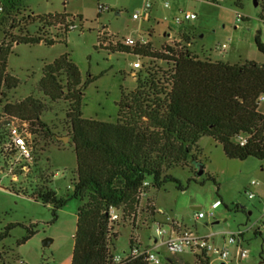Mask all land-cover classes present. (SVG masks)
I'll use <instances>...</instances> for the list:
<instances>
[{"label":"trees","instance_id":"trees-1","mask_svg":"<svg viewBox=\"0 0 264 264\" xmlns=\"http://www.w3.org/2000/svg\"><path fill=\"white\" fill-rule=\"evenodd\" d=\"M231 1L241 7L240 0ZM261 1L260 19L264 22ZM72 18L67 14L35 16L21 0H4L0 17V165L10 177L18 178L11 182V191L50 207L55 221L68 201H79L71 264H112V248L119 237L114 228L137 221L144 183L150 184L147 197L152 188L160 190L169 182L184 191L170 173L188 168L192 162L200 163L198 143L203 137L220 144L228 159L264 161V114L260 111L264 65L201 60L188 49L193 40L190 31L179 33L180 43L160 51L150 42L134 47L118 44L112 52L123 51L150 63L136 75L138 88L123 93L117 122L109 123L84 118V91L93 80L83 84L79 68L65 54L45 64L38 91L49 102L65 106V118L60 123L70 139L66 144L55 133L56 127L43 120L52 109L45 101L34 95L9 100L19 81L8 71V57L15 45L57 44L58 35L52 38L50 32L61 26L63 33L59 35H67L74 30ZM255 41L264 54L259 35ZM157 63L166 68L156 67ZM22 123L30 125L33 137L29 162L19 157L12 143L11 128ZM55 146H72L77 158V177L67 198L58 197L50 187L53 176L40 167L48 150ZM194 174L199 177L195 169ZM151 199H147L146 213L154 223L157 208ZM111 209L121 212L120 221H111ZM16 227H6L0 233V243L10 238ZM33 235L30 232L19 245ZM135 246L131 237L130 248ZM195 259L196 264H211L206 254H196ZM0 261H6L3 254ZM125 264L148 263L140 257ZM167 264L181 263L169 258Z\"/></svg>","mask_w":264,"mask_h":264},{"label":"rangeland","instance_id":"rangeland-1","mask_svg":"<svg viewBox=\"0 0 264 264\" xmlns=\"http://www.w3.org/2000/svg\"><path fill=\"white\" fill-rule=\"evenodd\" d=\"M21 1L35 16L67 14L73 17L70 21L74 30L67 35H59L63 33L61 26L50 32L52 38L56 39L58 35L60 42L57 44L15 45L8 57V71L19 81L17 89L9 94V100L21 101L34 95L45 101L52 109L43 120L56 127L55 133L66 144L70 139L60 123L65 118V106L49 102L38 91L45 64H52L65 54H69L79 68L83 84L93 80L84 91V118L109 123L117 122L123 93L127 95L138 88L135 75L142 71L134 69L139 60L137 56L123 51L112 52L115 47L106 44L109 38L115 44H124L127 40L139 42L144 37L160 51L164 46L180 43L179 33L190 31L193 40L188 49L201 60L230 65L250 61L264 65V54L255 41L259 35L264 44L261 0H240L241 7L231 0L220 4L205 0ZM147 4L151 6L149 19L135 20L134 14L142 12ZM100 7L108 10L101 12ZM187 13L196 15V19L177 24L176 18ZM237 14L242 17L240 21ZM101 31L107 36L101 38ZM223 45L227 46L225 50ZM155 66L166 68L163 63ZM260 111L264 114V101L260 103ZM198 146L201 150L199 164L203 165L204 174L196 177L197 164L192 162L190 167L170 173L180 181L184 191L178 190L173 182L160 190L152 188L142 201L137 221L114 228L119 237L112 248L113 255L128 257L131 237L141 249L154 250L155 226L146 213L147 199L152 198L157 209L163 210L185 229L211 238L210 241L219 247L231 235L243 232L240 245L248 252L247 257L239 259L238 244L230 245V257L225 264H264V161L228 159L222 146L209 137H203ZM40 167L53 176L50 187L58 197L71 195L72 182L77 177V158L72 146L50 148ZM12 181L9 171L0 165V233L9 225H17L11 231V237L0 243V254L6 259L0 264H18L20 260L27 264H71L79 201H68L58 211L55 221L50 207L13 193ZM253 182L259 185L252 187ZM247 192L256 197L250 199ZM217 201L221 206L213 211L214 217L196 219L199 212L210 214ZM194 208L201 210L194 211ZM32 231L34 235L19 245ZM47 239L54 241L50 248L43 247ZM154 251L163 264H167L169 258L181 264H196L195 254L187 249L178 255H171L164 246Z\"/></svg>","mask_w":264,"mask_h":264},{"label":"built area","instance_id":"built-area-1","mask_svg":"<svg viewBox=\"0 0 264 264\" xmlns=\"http://www.w3.org/2000/svg\"><path fill=\"white\" fill-rule=\"evenodd\" d=\"M215 4H220L224 0H208ZM168 7V5H166ZM151 6L149 4L143 7L142 12L134 14L133 18L135 20L143 19L147 21L149 19V10ZM101 12L108 10L105 7H100ZM4 11V0H0V17ZM241 15L237 14L238 21L241 20ZM196 19V15L194 14H184L182 17L176 18V23L181 24L184 21H192ZM107 36L104 31H101L100 37ZM108 38V37H107ZM149 42L146 38H142L139 42H135L133 40H127L124 42L123 45L128 47H134L137 44L147 45ZM107 45L110 46H117L120 43H114L111 38L109 41L106 42ZM227 46L223 45L222 49H226ZM139 58V57H138ZM146 62L139 58V60L134 64V69L142 70L146 66ZM136 77V75H135ZM264 101V97H261L260 103ZM11 137L12 143L17 148L19 152V157L26 161L32 160V134L30 133V125L28 123L22 124H14L11 128ZM246 143L245 139H241V144L244 145ZM11 173V171H10ZM17 177H13V181H17ZM258 183L253 182V186H258ZM150 186L149 182L144 183L143 188L140 192V201L147 198L146 189ZM248 197L250 199H254L256 195L252 192H247ZM221 206V202H215L211 209L212 212L208 215L204 213H197L196 219L201 220L207 217H214L213 211L218 209ZM111 221L118 222L121 219V212L117 211L116 209H111ZM155 226V234L157 236L155 240V247L154 250L157 249L159 246L166 247L171 255H178L183 254L185 250L191 251L193 254H206L211 259V264H215V262H220L221 264L225 263L230 257V250L229 246L238 244V252L237 256L239 259H245L248 255L246 250L241 248V241L243 240V232H238L236 234L231 235L222 247L217 246L214 242H211L209 237H202L199 236L190 230L185 229L179 222L175 221L173 218L168 216L163 210L157 209L156 210V220L153 223ZM258 233H262L260 230ZM154 250H145L141 249L138 246H135L131 249V252L128 257L122 258L120 256L113 255L112 264H125L127 261H131L134 259H138L140 257H144L148 264H163L158 253ZM18 264H27L26 262L20 260Z\"/></svg>","mask_w":264,"mask_h":264},{"label":"water","instance_id":"water-1","mask_svg":"<svg viewBox=\"0 0 264 264\" xmlns=\"http://www.w3.org/2000/svg\"><path fill=\"white\" fill-rule=\"evenodd\" d=\"M65 140H66L67 142L69 141L68 138H65ZM197 172H198V175H199V176H202V175L204 174V167H203V165H201V164H197ZM193 210H194V211H200L201 208H194ZM53 242H54V241H53L52 239H47V240H45V241L43 242V247H44V248H50V247L52 246ZM223 264H225V263H223Z\"/></svg>","mask_w":264,"mask_h":264}]
</instances>
